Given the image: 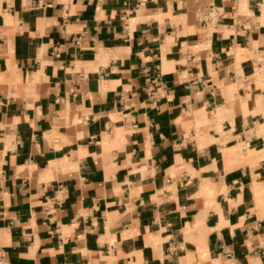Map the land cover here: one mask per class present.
<instances>
[{"label":"crops","instance_id":"1","mask_svg":"<svg viewBox=\"0 0 264 264\" xmlns=\"http://www.w3.org/2000/svg\"><path fill=\"white\" fill-rule=\"evenodd\" d=\"M263 4L0 0V264H264Z\"/></svg>","mask_w":264,"mask_h":264},{"label":"rangeland","instance_id":"2","mask_svg":"<svg viewBox=\"0 0 264 264\" xmlns=\"http://www.w3.org/2000/svg\"><path fill=\"white\" fill-rule=\"evenodd\" d=\"M264 8V4H263ZM264 18V11L263 16ZM255 47L258 48V54L256 55L260 59L259 65L256 67V72L254 74V78L257 79V81L260 83V85L264 86V41H258L255 43ZM252 55L251 53H246L245 56ZM257 132L260 134H264V122L258 124L257 126Z\"/></svg>","mask_w":264,"mask_h":264},{"label":"built area","instance_id":"3","mask_svg":"<svg viewBox=\"0 0 264 264\" xmlns=\"http://www.w3.org/2000/svg\"><path fill=\"white\" fill-rule=\"evenodd\" d=\"M260 1H264V0H260ZM259 63H260V59L257 57V59H256V63H255L256 66L259 65Z\"/></svg>","mask_w":264,"mask_h":264},{"label":"bare ground","instance_id":"4","mask_svg":"<svg viewBox=\"0 0 264 264\" xmlns=\"http://www.w3.org/2000/svg\"><path fill=\"white\" fill-rule=\"evenodd\" d=\"M263 11H264V8H263ZM247 14H249V13H247ZM257 18H258V17H257ZM257 32H258V31H257ZM260 37L262 38V37H263V35H262V36H260ZM262 39H264V38H262ZM259 40H260V39H259ZM259 40H258V41H259Z\"/></svg>","mask_w":264,"mask_h":264}]
</instances>
